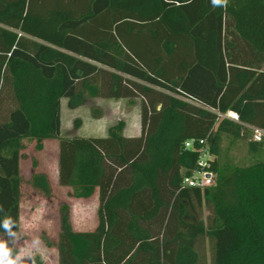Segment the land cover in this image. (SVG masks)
I'll return each instance as SVG.
<instances>
[{
  "label": "trees",
  "instance_id": "obj_1",
  "mask_svg": "<svg viewBox=\"0 0 264 264\" xmlns=\"http://www.w3.org/2000/svg\"><path fill=\"white\" fill-rule=\"evenodd\" d=\"M62 99L137 100L140 133L118 122L104 138L65 137ZM248 127L264 131V0H0L1 237L19 232L22 143L48 140L59 186L98 197L95 230L61 216L57 264H198L201 238L212 264H264V163L215 159L212 186L181 187L197 158L186 140L211 133L216 157L220 137ZM28 184L50 196L45 174Z\"/></svg>",
  "mask_w": 264,
  "mask_h": 264
},
{
  "label": "rangeland",
  "instance_id": "obj_2",
  "mask_svg": "<svg viewBox=\"0 0 264 264\" xmlns=\"http://www.w3.org/2000/svg\"><path fill=\"white\" fill-rule=\"evenodd\" d=\"M61 134L65 137L104 138L110 127L121 122L125 137L140 133L139 101L133 100H85L77 107H71L67 100L60 101ZM20 171L23 177L19 203V232L8 237L0 236L9 251V257L20 255L18 264H57L54 243L60 232V218L68 215L69 228L74 232L91 231L97 225V193L87 199L78 200L71 196L69 188L61 187L57 179L56 141H45L42 151L34 148L33 142L24 141ZM218 168L226 171L230 167L244 168L264 163V147L254 149L250 133L245 140L220 137L215 143ZM32 173L46 175L50 196L46 198L34 191L28 184ZM66 207L67 210L63 211ZM200 219L207 227L212 219L211 206L204 205ZM198 264H212L213 242L201 238L196 246Z\"/></svg>",
  "mask_w": 264,
  "mask_h": 264
},
{
  "label": "built area",
  "instance_id": "obj_3",
  "mask_svg": "<svg viewBox=\"0 0 264 264\" xmlns=\"http://www.w3.org/2000/svg\"><path fill=\"white\" fill-rule=\"evenodd\" d=\"M229 121L238 122V117L232 112L223 116ZM251 142L264 143V131L254 127H248ZM211 133L204 139H189L183 143V150L196 153V162L193 169L182 171L181 187L187 189H203L214 184L215 174L212 167L215 156L211 153L210 138Z\"/></svg>",
  "mask_w": 264,
  "mask_h": 264
},
{
  "label": "clouds",
  "instance_id": "obj_4",
  "mask_svg": "<svg viewBox=\"0 0 264 264\" xmlns=\"http://www.w3.org/2000/svg\"><path fill=\"white\" fill-rule=\"evenodd\" d=\"M212 5H222L223 0H211ZM7 227V223L4 225ZM20 255H17L15 259L9 257V251L5 248L3 243H0V264H18Z\"/></svg>",
  "mask_w": 264,
  "mask_h": 264
},
{
  "label": "crops",
  "instance_id": "obj_5",
  "mask_svg": "<svg viewBox=\"0 0 264 264\" xmlns=\"http://www.w3.org/2000/svg\"><path fill=\"white\" fill-rule=\"evenodd\" d=\"M135 137V136H134ZM45 142V141H44ZM57 154H58V152H57ZM97 226V225H96ZM93 230H95V229H93ZM93 230H91V231H93ZM85 232H88V231H85Z\"/></svg>",
  "mask_w": 264,
  "mask_h": 264
}]
</instances>
